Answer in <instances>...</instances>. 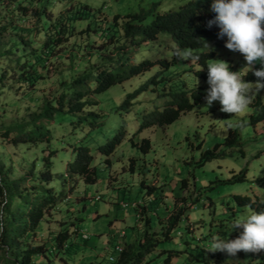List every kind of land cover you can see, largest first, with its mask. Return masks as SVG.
I'll use <instances>...</instances> for the list:
<instances>
[{
  "label": "rangeland",
  "instance_id": "rangeland-1",
  "mask_svg": "<svg viewBox=\"0 0 264 264\" xmlns=\"http://www.w3.org/2000/svg\"><path fill=\"white\" fill-rule=\"evenodd\" d=\"M153 2H157L156 8ZM187 2L16 0L15 4L30 7L26 15L0 6V26L8 25L0 35V126L30 121L32 113L40 111L44 100L58 95L59 80L63 75L80 74L90 66L87 61L101 65L103 62L110 63L111 59L116 60L118 50L114 46L123 44L122 39L119 38L115 45L105 41L115 27L114 15L124 16L129 12L152 9L148 15L151 19L156 12L177 10ZM42 5H45L47 14L38 21L33 7L41 8ZM63 11L70 16L74 14L70 20L73 28L63 38V44L55 46L53 53L40 49L33 54L46 39V21H57ZM108 26L111 29H106ZM21 36L32 40V44L21 43ZM173 48L174 43L169 38H159L156 43L146 42L137 47L138 54L157 62L163 58L166 63L132 76L99 95H90V99L98 100L109 111L119 105L128 93L134 92L158 73L157 78L161 81L157 83V89L153 90L155 85L149 83L135 98L139 108L136 119L139 120L142 110L160 107L170 98L162 93L208 88L207 80L195 74V70L201 68L199 64L191 65L190 62H195L185 61L184 55L178 57L175 64L171 63ZM208 50L215 52L212 60L226 61L231 71H240L241 74L245 71L247 62L238 51L216 43ZM68 54L77 57L71 59ZM92 54L102 56L93 58ZM141 60L137 57L133 62ZM82 61L85 62L83 68L79 65ZM25 67L34 74L37 72L34 83L31 82L28 89L25 86L27 83L23 82L28 79L19 75ZM18 76L22 80L15 82ZM242 79L249 82L248 95H260L264 101V91L255 90L256 81H247L244 76ZM5 85L11 87L4 88ZM220 107L218 101L207 106L203 99L172 124L165 127L153 125L141 132L136 131L131 134L130 141L124 142L109 155L99 150V145L106 144L103 138L91 136L97 131L89 135V125L78 124L65 116L64 123L57 125L53 133L55 138L51 141L52 146L58 149L52 158L54 171L64 172L66 163L76 157L75 149L89 146L98 180L92 184L81 177L64 180L56 176L50 184L56 193L55 207L34 234L30 232V246L46 248L44 254L32 257V264H119L121 254L115 246L129 247L130 244L134 248L128 264H249L252 252L239 251L235 256H229L207 248L216 235L230 240L239 230L242 231L239 228L229 230L230 225L236 217L253 209L250 205H240L235 195L252 198L257 195L259 199H264V120H252L254 107L250 103L244 112L235 115L221 112ZM133 123L129 124V128ZM235 129L239 130L240 147L244 149V154L240 147L232 149L229 154L228 146L220 144L215 154L226 149L224 156L209 158L203 164L199 162L204 152H213L214 146L223 142L229 131ZM145 138L151 142L148 152L139 148ZM135 143L137 145H133ZM46 145V141H38L36 144L20 143L15 146L4 141L0 135V178L6 182L15 180L29 172L33 161L41 164L43 154H48L44 151ZM242 172L245 179L240 177ZM142 181H145L144 185ZM149 188H154L151 193H147ZM19 198L17 196L12 201L18 204L21 201ZM123 203H128L129 208H125ZM134 204L135 207H132ZM140 205L146 206L145 211ZM181 206H186L181 220L172 230L171 238H167L163 226L168 224L170 214L179 211ZM146 218L150 219L149 223ZM66 229L70 235L66 246L57 247L56 236ZM85 233L88 238L83 237ZM25 246L27 241L23 240L20 248L13 245L8 253L4 247L0 251V264H22ZM259 260H264V250Z\"/></svg>",
  "mask_w": 264,
  "mask_h": 264
},
{
  "label": "trees",
  "instance_id": "trees-1",
  "mask_svg": "<svg viewBox=\"0 0 264 264\" xmlns=\"http://www.w3.org/2000/svg\"><path fill=\"white\" fill-rule=\"evenodd\" d=\"M15 1L0 0V6L24 15L28 14L27 11L30 7L19 5V3L15 4ZM156 3L153 2L152 4L154 8L157 7ZM210 4L211 0H188L186 4L177 10L156 12L151 19H148V15L152 9L149 11L129 12L124 16L120 14L114 15L115 27L109 33L110 36L106 37V39L103 34L101 36L105 41H108V44L113 45L118 42L119 38L122 39L123 44L114 46L118 50L116 60L111 59L110 63L103 62L101 65H97L91 60L87 61L90 66L86 70L81 71L80 74L63 75L59 80L60 91L58 95L44 100L40 111L33 112L30 121L18 125L0 126V135L4 141L11 145L18 146L20 143L36 144L38 141H46L47 147L44 151H48V154H43L42 156L41 164H39L42 167L41 169L33 161L32 166L29 167V172L23 174L20 178L8 182L0 178V251L5 247L8 253L13 245L20 248L22 241L26 240L27 246H25L26 249L24 250L26 253L23 255L22 264H32L33 256L44 254L46 251L45 246H30V242L32 234H34L41 222L52 213L55 207L56 193L54 187L50 186V184L54 182L56 176H61L64 180H67L68 177H81L86 183L92 184L98 180L97 169L93 166L94 156L89 146H81L75 149V152H77L76 157L66 163L64 172L54 171L52 158L57 154L58 149L52 146L51 141L55 138L53 133L57 125L64 123L63 119L65 116L70 117V121L74 120V122L84 124V126L89 125V135L97 131V134H92L91 136L103 138L102 141L106 144L99 145V150L109 155L124 142L130 141L131 134H135L136 131L141 132L144 128L153 125L165 127L172 124L182 113L191 111L205 99L207 89L205 87L194 88L190 91L182 89L181 91L165 92L161 95L167 94L170 98L162 106L142 110L140 119H136L139 108H137L135 98L142 88L149 83L155 85L153 90L157 89V83L161 81L157 78L158 73L151 76L146 84L137 88L134 92L128 93L119 105L110 108L109 111H106L98 100L90 99V95H99L108 91L114 85L122 84L132 76L144 74L156 65L166 63L163 58L157 62V60L147 58L143 54L136 52L137 47L142 46L146 42L156 43L159 38H169L174 43L171 63L175 64L178 57L184 55L185 61L191 60L195 62H190L191 65L199 64L201 66L200 69L195 70V74L207 80V63H210L209 61L215 57V52L208 50L209 46L213 43L224 46L227 39L226 37L218 38L219 29L215 24L211 27L207 25V21L215 16V12L210 9ZM33 9L38 21L42 20L44 14H47L45 5H42L41 8L35 6ZM67 16H70V13L63 11L57 21L53 19L51 23L46 21L44 26L46 28V39L39 44L41 47L36 48L33 54L38 53L40 49L53 53L55 46L63 44V38L73 28L70 20L74 14L70 18ZM7 28L8 25L6 24L0 26L1 36ZM106 29H111V26ZM21 39V43L25 45L32 44V40L25 36H21ZM202 42L207 43L208 49L202 46ZM98 55L102 56V54ZM98 55L92 54L93 58L98 57ZM68 56L71 59L77 57L75 54H68ZM137 57L142 58V60L139 63H134L133 61ZM79 65H82L83 68L85 62L82 61ZM25 66L30 65L26 64ZM260 67L261 65L258 63L253 69ZM37 69H35V72ZM36 74L27 67L22 69L19 75L28 79L23 81L27 83L25 85L27 89L32 85L31 82L34 83ZM20 76L15 78L14 81H21L22 78ZM244 79L247 81L257 80L252 70H249ZM10 87L11 85H5L4 88L9 89ZM260 91H264V89ZM249 98H251V106L254 107V113L251 116L252 120L255 122L264 120V101L260 95H257V97H250L249 95ZM133 121L135 123L129 128V124ZM96 142L100 143V141ZM240 142L239 130H230L224 141L214 146L213 152L206 151L202 154L199 162L203 164L209 158L224 156L227 153L226 149H222L215 154V150L219 149L220 144L228 146V153L231 154L232 149L241 146ZM133 145H137V143ZM139 148L144 152H148L151 149L150 140L147 138L143 139L142 143L139 144ZM239 149L244 154V149L242 147ZM106 161L109 160L106 159ZM240 177L245 179V173L242 172ZM28 183L30 186H27ZM144 183L145 181H142L143 185ZM153 189L149 188L147 193H151ZM17 196H20L19 200L21 199V201L15 204L12 199ZM235 196L240 205H250L255 211L264 210V199H259L257 195H255V198L242 194ZM185 202L188 203V200ZM140 207L145 211L146 206L140 205ZM185 207L181 206L179 211L170 214L167 220L168 224L163 226V232L167 238H171L172 230L178 226ZM146 221L149 223L150 219L146 218ZM240 231L234 238L239 235ZM69 236L67 229L60 231L55 239L56 246H66ZM133 248L134 246L131 244L129 247H123L118 261L119 264H128L130 262ZM260 253L262 251L251 253L252 260L249 264H264V260H259ZM233 264H240V262Z\"/></svg>",
  "mask_w": 264,
  "mask_h": 264
},
{
  "label": "clouds",
  "instance_id": "clouds-1",
  "mask_svg": "<svg viewBox=\"0 0 264 264\" xmlns=\"http://www.w3.org/2000/svg\"><path fill=\"white\" fill-rule=\"evenodd\" d=\"M210 9L215 16L207 21L208 27L215 24L219 29L218 38L226 37L225 47L241 53L247 66L241 74L231 71L224 60L207 63L206 105L218 101L221 112L239 114L250 103L249 82L242 79L249 70L257 78L256 92L264 89V0H211ZM202 46L208 49L206 42H202ZM255 62L261 67L251 68ZM233 228L242 229L236 238L222 239L216 235L207 249L229 256H235L239 251L256 253L264 250V210H248L232 221L229 230Z\"/></svg>",
  "mask_w": 264,
  "mask_h": 264
},
{
  "label": "built area",
  "instance_id": "built-area-1",
  "mask_svg": "<svg viewBox=\"0 0 264 264\" xmlns=\"http://www.w3.org/2000/svg\"><path fill=\"white\" fill-rule=\"evenodd\" d=\"M123 206H124L125 208H129V204H128V203H123ZM132 206L135 207V204L132 205ZM83 237H84V238H88L89 236H88V234L85 233V234H83ZM115 250L118 251L119 253H121L122 250H123V247L120 246V245H116V246H115ZM111 259L113 260V257H111Z\"/></svg>",
  "mask_w": 264,
  "mask_h": 264
}]
</instances>
